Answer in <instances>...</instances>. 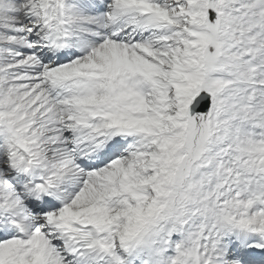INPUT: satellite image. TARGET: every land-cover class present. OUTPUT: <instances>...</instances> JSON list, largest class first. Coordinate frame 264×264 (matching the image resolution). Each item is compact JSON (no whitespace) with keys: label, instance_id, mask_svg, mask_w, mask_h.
I'll list each match as a JSON object with an SVG mask.
<instances>
[{"label":"snow or ice","instance_id":"6c2138e0","mask_svg":"<svg viewBox=\"0 0 264 264\" xmlns=\"http://www.w3.org/2000/svg\"><path fill=\"white\" fill-rule=\"evenodd\" d=\"M0 264H264V0H0Z\"/></svg>","mask_w":264,"mask_h":264}]
</instances>
